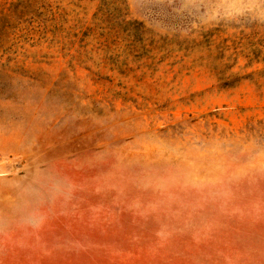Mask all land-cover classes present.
<instances>
[{
	"label": "rangeland",
	"instance_id": "374dc122",
	"mask_svg": "<svg viewBox=\"0 0 264 264\" xmlns=\"http://www.w3.org/2000/svg\"><path fill=\"white\" fill-rule=\"evenodd\" d=\"M0 264H264V0H0Z\"/></svg>",
	"mask_w": 264,
	"mask_h": 264
}]
</instances>
